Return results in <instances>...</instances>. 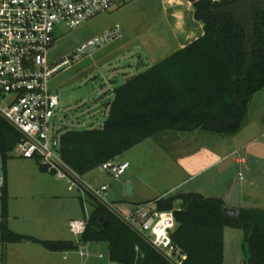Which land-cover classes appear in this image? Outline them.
Masks as SVG:
<instances>
[{"label": "trees", "instance_id": "obj_1", "mask_svg": "<svg viewBox=\"0 0 264 264\" xmlns=\"http://www.w3.org/2000/svg\"><path fill=\"white\" fill-rule=\"evenodd\" d=\"M194 7L195 18L204 25L202 36L116 87L102 126L62 133V157L79 174L117 160L165 131L199 129L230 136L242 129L254 95L264 89V0H200ZM21 138L0 116L4 167ZM6 187L0 221L4 242L32 241L50 251L100 242L108 244L115 263L175 264L93 196L95 209L79 240H43L16 233L6 222ZM154 202L158 209L174 212L177 225L171 237L185 255L182 264H224L226 226L244 230L245 264H264V208H239L240 216L230 217L224 214L223 198L194 191Z\"/></svg>", "mask_w": 264, "mask_h": 264}, {"label": "rangeland", "instance_id": "obj_2", "mask_svg": "<svg viewBox=\"0 0 264 264\" xmlns=\"http://www.w3.org/2000/svg\"><path fill=\"white\" fill-rule=\"evenodd\" d=\"M179 1L183 6L171 3L170 0H117L110 11L100 13L76 28H69L64 23L56 24L55 42L48 54L50 62H57L73 54L82 44L108 29L119 26L121 30L118 37L86 53L78 61L61 67L51 78L50 87L58 95L61 105V111L53 119L59 128V134L71 129L102 126L108 118L109 103L115 97L116 87L127 78L170 56L181 44L187 43L186 35L191 30L187 23L182 30L173 17V12L188 6L183 10V15L187 16L189 9L195 10V7L187 0ZM201 31L202 28L195 29L193 36ZM245 122L247 128L252 125L256 130V139L246 150L252 156L257 152L255 157L258 158L257 156L264 154V89L254 95ZM257 122L262 126L257 128L254 125ZM175 132L186 134L191 146L196 147L199 143V149L188 157L178 156V150L170 143L176 133L168 132L141 142L117 158L119 161L130 162L127 174L134 176V194L127 192V184L124 183L127 174L114 178L108 171L98 167L85 175V181L98 188L104 184L109 185L106 200L121 211H129L138 205L130 203L138 194L142 199L154 203L155 198L194 190L217 197L228 192L227 201L237 206L264 207V158L255 161L256 158L249 155V160L252 157L253 162L247 165H236L228 159L204 169L187 184L176 187L187 178L180 170L184 161H198L200 155H203L202 152L208 153L207 150L213 149L216 142L230 143L233 139L231 142L243 144L244 140L247 142L248 134L243 132L231 137L232 135H217L199 129L193 132ZM262 145L263 150L260 147ZM11 155L6 167L0 156V175L5 172L9 188L8 211L23 207L22 205L36 206V210H32L36 213L33 214L57 220L62 228V235L65 238H75L76 235L74 236L70 228L71 218L90 217L95 209V201L85 190H69L68 179L43 171L38 159L21 157L17 150ZM194 166L199 168V165ZM52 188L58 189L62 197H53ZM240 192L245 195L257 194L260 198L254 201L245 197L242 199ZM29 210L31 211L30 208ZM3 211L4 199L0 198V219ZM228 227L225 237V264H245V232L241 228ZM101 245V249L93 248L84 264L111 263L109 246L106 243ZM99 253H103L104 258H99Z\"/></svg>", "mask_w": 264, "mask_h": 264}, {"label": "built area", "instance_id": "obj_3", "mask_svg": "<svg viewBox=\"0 0 264 264\" xmlns=\"http://www.w3.org/2000/svg\"><path fill=\"white\" fill-rule=\"evenodd\" d=\"M117 0H0V116L22 135L15 146L19 156L36 158L48 172L68 179L69 190L78 188L97 198L175 264L185 255L172 240L177 223L173 210H160L141 203L129 211L117 209L106 200L109 185L94 187L62 157L61 135L53 119L61 111L59 97L50 87L51 78L61 67L81 59L86 53L120 35L115 26L98 34L65 58L50 62L48 54L55 42V27L64 23L76 28L100 13L110 11ZM200 1V0H199ZM220 3L224 0H209ZM130 167L126 160H110L99 166L114 178ZM243 177L242 175L240 176ZM7 185L5 172L0 175V198ZM70 221L71 232L80 239L88 220Z\"/></svg>", "mask_w": 264, "mask_h": 264}, {"label": "crops", "instance_id": "obj_4", "mask_svg": "<svg viewBox=\"0 0 264 264\" xmlns=\"http://www.w3.org/2000/svg\"><path fill=\"white\" fill-rule=\"evenodd\" d=\"M170 2L171 3H179L181 5L183 4L179 0H170ZM186 8H188V6H185L184 9H186ZM183 10H175L173 12V17L177 20V23L179 24V26L181 27L182 30H184L183 29L184 25H185V23H187L191 31H189L190 33L188 32L186 35L187 43L181 44L179 49L185 47L186 45H188L189 43H191L192 41L196 40L197 38H199L200 36H202L204 34V25L201 23L200 27L192 28L190 26L188 20H187L188 14H187V16H184ZM189 11H190V9H189ZM189 11H188V13H189ZM197 28H202V31L200 32V34H196L193 36V32ZM249 112H250V109H249ZM261 123H262V121H261ZM261 123L257 122V123H254V125H256L257 128H259L262 126ZM249 126H251V127L247 128L246 125H243L242 129L238 133L231 136V137H234V136H237L238 134H241L244 132L245 134H248V136H247L248 138L246 139L247 142H244L245 141L244 140L242 142L243 144H235V143L231 142L233 139H231L230 143H228L229 141H221L219 143L216 142V143H214V145L215 144L216 145L213 147V149L210 147L211 149L207 150L208 153L202 152L203 155H200V159L198 161L187 162L190 159L184 161L185 163L183 165H180V170L186 174L187 178L183 182L179 183L176 187H181V186L187 184L189 182V180H192L195 176L202 173L204 171V169H207L208 167L213 166L215 164H221L222 162H224L228 159L233 161V163L236 165H241V164L247 165L249 162H253L252 157L256 158L255 154L257 152H255V154H253V156H252L250 154V151L246 150V149L249 146V144H251L252 141H254L256 139V138H254L256 130L253 128L252 125H249ZM263 128H264V125H263ZM259 130L257 131V134L260 133ZM168 132H170L171 134L176 133L173 135L174 136L173 141H171L170 143L173 144L175 146V148L178 150V152L176 153L178 156H182V158L188 157L192 153H194L195 151H197L199 149V147L197 148V146L199 145L198 141H197L198 144L196 147L191 146L192 144H189V142L187 141L188 137L184 133L179 134V132H175V131H165V132H162L160 134L168 133ZM164 144H166V143H164ZM260 147L263 150V145ZM199 153L201 154V151H199ZM249 155L252 156L251 161L249 160V157H250ZM257 157L258 158L254 159L255 161L260 160L259 158H264V154L262 153L261 156H257ZM194 164L196 166L199 165V168L196 169ZM125 174H127V172ZM132 177H134V176L132 174L128 173L124 183L125 184L130 183L132 185V193L131 194H134L135 193V182H134ZM6 190H7V196H8L9 188L6 187ZM51 190L53 191V194H51L53 197H56V198L62 197L59 194L60 191L58 189L52 188ZM194 192H200V193H203L204 195H207L200 190H194ZM227 193L228 192H226L225 194H222V196H219V197L224 199L226 205H232V206H235L238 208H247L245 206H237V204H235V203L228 202L227 201V197H228ZM240 197H242V199L244 197L248 198V199H252V201L259 200V198H260L259 195H257V194L245 195L242 192H240ZM82 198L83 197L81 196V199ZM155 199H158V198H155ZM150 201L151 200L142 199L138 194V196H136V197L132 198V200H130V203H134V204L151 203L152 206L156 205L155 202L152 203ZM130 205H133V204H130ZM22 206L23 207H20L18 209L17 208L16 209H10L7 213L6 222H7L8 227L12 231L19 233V234H23V235L33 236V237L43 239V240H77L78 239L77 236L75 238L74 237L72 238L70 236H68V237L66 236V238H65L62 235L63 234L62 228L59 225V223H57V220L49 219L48 216L45 218L40 217V216H38V214L37 215L35 214L36 213L35 211H32L33 209L36 210L35 209L36 206H33V205H30L31 207H25L24 205H22ZM29 208L31 209V211L29 210ZM261 208H264V207H261ZM33 212H35V213L33 214ZM2 219H3V217L0 219V221ZM78 219H80V218H78ZM71 220H74V219L71 218ZM228 228L229 227L226 226L224 229V264L226 261V252H225L226 240H225V237H226V230ZM101 246L102 245L100 242H88V243H82L77 250L50 251V250L45 249L39 243L32 242V241L4 242L3 238H2V232L0 231V264H84L87 256H89L90 253H92L91 251L94 250L93 248H100L101 249ZM99 258H104V254L99 253ZM109 264H116V263L111 261V263H109ZM118 264H120V263H118Z\"/></svg>", "mask_w": 264, "mask_h": 264}, {"label": "water", "instance_id": "obj_5", "mask_svg": "<svg viewBox=\"0 0 264 264\" xmlns=\"http://www.w3.org/2000/svg\"><path fill=\"white\" fill-rule=\"evenodd\" d=\"M187 1L192 3V4H195L199 0H187ZM187 20H188V22L192 28H196V27L201 26V22L195 18V10L194 9H190V11L188 13ZM127 192L132 193V185L130 183L127 184ZM224 214L227 216H230V217H236L237 218L240 216V209L238 207H235L232 205H226V207L224 208ZM102 219H103V217H102ZM105 223L108 224L109 221H106Z\"/></svg>", "mask_w": 264, "mask_h": 264}]
</instances>
